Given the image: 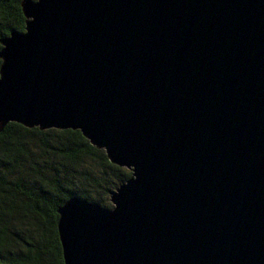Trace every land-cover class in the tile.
Wrapping results in <instances>:
<instances>
[{
    "label": "water",
    "instance_id": "1",
    "mask_svg": "<svg viewBox=\"0 0 264 264\" xmlns=\"http://www.w3.org/2000/svg\"><path fill=\"white\" fill-rule=\"evenodd\" d=\"M0 131L79 129L132 175L59 207L65 264H264V0H21Z\"/></svg>",
    "mask_w": 264,
    "mask_h": 264
},
{
    "label": "trees",
    "instance_id": "2",
    "mask_svg": "<svg viewBox=\"0 0 264 264\" xmlns=\"http://www.w3.org/2000/svg\"><path fill=\"white\" fill-rule=\"evenodd\" d=\"M20 1L0 0V49L1 39L25 29ZM131 175L79 129L7 123L0 131V264H65L59 207L78 197L110 208V192Z\"/></svg>",
    "mask_w": 264,
    "mask_h": 264
},
{
    "label": "rangeland",
    "instance_id": "3",
    "mask_svg": "<svg viewBox=\"0 0 264 264\" xmlns=\"http://www.w3.org/2000/svg\"><path fill=\"white\" fill-rule=\"evenodd\" d=\"M112 207H113V205H112ZM112 207H110V208H112Z\"/></svg>",
    "mask_w": 264,
    "mask_h": 264
}]
</instances>
